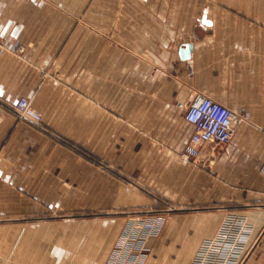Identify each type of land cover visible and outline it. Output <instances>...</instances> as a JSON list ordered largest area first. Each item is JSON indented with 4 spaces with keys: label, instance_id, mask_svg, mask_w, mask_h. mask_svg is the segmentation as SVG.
<instances>
[{
    "label": "crops",
    "instance_id": "obj_1",
    "mask_svg": "<svg viewBox=\"0 0 264 264\" xmlns=\"http://www.w3.org/2000/svg\"><path fill=\"white\" fill-rule=\"evenodd\" d=\"M197 97L248 117L206 170ZM263 163L264 0H0V264H192L233 218L264 264Z\"/></svg>",
    "mask_w": 264,
    "mask_h": 264
},
{
    "label": "built area",
    "instance_id": "obj_2",
    "mask_svg": "<svg viewBox=\"0 0 264 264\" xmlns=\"http://www.w3.org/2000/svg\"><path fill=\"white\" fill-rule=\"evenodd\" d=\"M14 111L21 120L36 126L42 123L41 115L26 97L17 100ZM184 119L192 125L193 132L181 158L204 170L214 161V145H227L235 127L248 122L247 115L236 114L208 97L193 99L185 110ZM260 172L264 175V163ZM163 219L161 215L151 219L140 218L139 228L145 234H152L156 230V223ZM249 232L250 228L242 219H227L221 225L217 237L202 245L192 264H242L246 256Z\"/></svg>",
    "mask_w": 264,
    "mask_h": 264
},
{
    "label": "rangeland",
    "instance_id": "obj_3",
    "mask_svg": "<svg viewBox=\"0 0 264 264\" xmlns=\"http://www.w3.org/2000/svg\"><path fill=\"white\" fill-rule=\"evenodd\" d=\"M205 212H208V211H205ZM162 242L164 243L163 245H164V248H165L168 245V241L167 240H165V241L162 240ZM162 242H161V244H162ZM179 247H180L179 244H178V246L177 245H173L172 246V248H174V249L179 248Z\"/></svg>",
    "mask_w": 264,
    "mask_h": 264
},
{
    "label": "water",
    "instance_id": "obj_4",
    "mask_svg": "<svg viewBox=\"0 0 264 264\" xmlns=\"http://www.w3.org/2000/svg\"><path fill=\"white\" fill-rule=\"evenodd\" d=\"M189 49H190V47H185V50H183L184 52H183V58H186V57H188V55H189ZM185 56V57H184Z\"/></svg>",
    "mask_w": 264,
    "mask_h": 264
}]
</instances>
